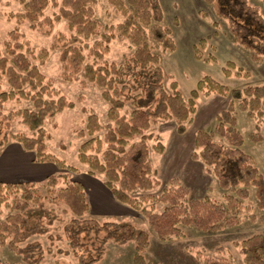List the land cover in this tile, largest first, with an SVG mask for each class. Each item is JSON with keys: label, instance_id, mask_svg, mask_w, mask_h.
I'll return each instance as SVG.
<instances>
[{"label": "trees", "instance_id": "trees-1", "mask_svg": "<svg viewBox=\"0 0 264 264\" xmlns=\"http://www.w3.org/2000/svg\"><path fill=\"white\" fill-rule=\"evenodd\" d=\"M23 4L24 11L17 13L20 20H28L33 27H54L63 18L69 21L72 34L65 39L61 60L66 79L79 76L102 88V95L109 101L106 133L101 138L95 133L104 127L96 113L89 114L87 134L91 137L79 147V159L90 166L89 174H104V184L120 202L136 209H142L149 224L160 239L183 238L184 227L192 226L200 231H220L225 226H234L241 221L245 209V199L250 196V187L255 188L257 206L263 210L258 220L264 222V174L255 165L253 157L245 152V137L238 126L237 111L241 110L256 120V131L248 138L253 142H263L264 135L259 131L264 120V84L246 85L230 88L210 75L201 78L186 98L172 82V91L163 85L164 74L159 57L153 53V39L156 44L173 50L175 41L171 29L163 24V10L159 0H110L113 6L126 16L118 24L120 35L130 39L136 49L130 61L124 66L108 62L105 54L114 38L112 26L101 34V39L89 45L88 40L99 33V22L95 18L96 0H17ZM215 14L228 23L229 32L235 42L252 52L255 60L264 59V15L260 8L249 0H206ZM53 6L58 9L53 15H45V10ZM217 25V24H216ZM18 29L10 32V39L0 47V79L7 77L10 89H2L0 84V115L5 102L11 99H29L34 109L23 108L15 113L36 135L29 137L15 134V139L28 150H35L36 160L55 163L60 169L75 172L76 168L46 152L47 132L43 123L47 117L55 116L66 108H73L74 102L59 94L40 70L38 60L43 64L49 56V49L38 51ZM200 43L205 44L204 40ZM55 46V45H54ZM88 49V52H84ZM93 57V62L88 58ZM126 69V70H125ZM225 72L230 75L229 70ZM126 75V76H125ZM134 79V86L129 80ZM217 93L231 97L227 108L216 115L214 130L200 129L196 133L195 146L208 171L215 175L220 187L225 190L223 201L209 196L193 197L189 187L179 178L173 177L160 195L142 193L158 187L160 179L150 160L147 133L152 122L158 118L174 119L177 131L183 134L187 122L192 120L197 110L196 100L201 94ZM127 102L131 108L127 110ZM3 117L9 121L11 114ZM85 136L84 131H80ZM218 136V140H216ZM158 151L164 145L157 144ZM102 154V157H100ZM66 174H59L64 177ZM51 175L47 184L52 188L58 185L61 177ZM31 182L5 183L0 181V209L11 206L16 211L0 221V247L7 246L22 256L24 262L41 264L44 259L42 244L39 241L27 242L34 234L47 231L43 218L53 221L50 211L34 196L36 191ZM21 191L19 197L12 196ZM14 200L10 204V198ZM56 197L61 199L73 214L65 231L74 251L84 250L87 244L77 235L90 227L97 232L105 231L106 240L124 244L135 241V264H147L143 255L150 245V234L131 222L105 221L83 218L90 211V203L85 185L76 179L67 181L58 190ZM149 202L151 207H143ZM164 204L161 211H155L157 203ZM237 245L244 253L245 264H264V234L257 233L243 239ZM97 256L79 254L80 264H93L100 260ZM0 264H4L0 261ZM18 264V263H11ZM205 264H233L227 258L208 259Z\"/></svg>", "mask_w": 264, "mask_h": 264}, {"label": "rangeland", "instance_id": "rangeland-1", "mask_svg": "<svg viewBox=\"0 0 264 264\" xmlns=\"http://www.w3.org/2000/svg\"><path fill=\"white\" fill-rule=\"evenodd\" d=\"M159 2L163 10V24L172 31L175 48L167 49L161 44H156L153 39L150 42L153 53L160 59L164 74L163 85L167 91H172L171 84L176 81L184 96L189 98L190 91L205 75H210L230 88L264 84V59H253L251 51L234 41L228 23L215 14L212 5L206 0H159ZM249 2L258 6L264 15V0H249ZM94 8L95 18L99 22V33L88 40L89 45L101 39V34L107 30V26H112L111 30L115 36L109 43V51L105 54V59L114 62L117 66L126 65L136 49V45L130 39L120 35L117 27L125 21L126 16L118 11L110 0H96ZM23 11V4L17 0H0V47L3 49L4 42L10 39V32L18 29L23 35L22 39L28 40L36 51L42 48L49 49V56L43 64L38 60L35 62L44 73L46 82H49L67 100L74 102V107L66 108L55 116L45 119L43 128L47 132L46 152L75 167L76 171L60 169L55 164L57 172L54 175L66 174L64 177L59 176L61 178L55 188L47 184L48 178L33 182L36 191L34 196H40L39 200L44 202V207L50 211L53 221L49 223L48 218L44 217L43 223L47 226V231L32 235L22 245L39 241L44 252L41 264H80L79 254L97 256L100 251L102 252L100 260L93 264H135L134 240L124 244L106 240L105 231L97 232L88 226L77 235L81 242L87 244V248L74 251L70 247V238L65 226L70 222L73 214L68 206L56 197V193L66 185L68 179L86 182L96 177L104 183L103 173L96 172L94 176L89 174L90 166L79 159V147L91 137L87 134L86 127L91 113L98 115L104 127L95 135L104 138L105 126L110 122L108 116L110 104L102 95V88L88 79L82 76L66 79L67 69L61 60V53L64 38L68 39L73 32L69 21L63 18L51 29L33 27L30 21L20 20L17 16V13ZM56 11L57 8L49 6L45 10V15H53ZM201 39L205 44L200 43ZM84 52L87 53L88 49ZM93 60L92 56L88 58L89 62ZM225 70H229L230 75ZM129 82L131 86L136 85L133 78ZM0 84L2 89H10L7 77L0 79ZM230 100L229 95L201 94L196 100L197 110L192 120L187 122V130L183 134L177 131V122L174 119L158 118L152 122L151 128L147 131L151 134L147 142L150 148V160L161 184L136 195L142 193L160 195L169 180L176 177L190 188L193 197L209 196L223 201L226 191L220 187L215 175L208 171L203 160L194 158L193 153L199 151L195 146L197 131L214 130L216 115L228 107ZM23 108L34 109V104L24 98L5 102L2 114L4 116L11 114V117L7 122L3 115H0V152L4 144L17 141L15 134L29 137L36 135L35 131L23 122L22 117L15 113ZM130 108V102H127V110ZM237 117L238 126L245 137L243 149L253 157L255 165L264 174V143L253 142L248 138L251 132L256 131V120L241 110L237 111ZM81 130L85 132V136L81 135ZM259 131L264 135V120L260 123ZM215 139L218 140V136ZM159 142L164 145L162 152L157 149ZM32 154L36 159L35 150H32ZM85 188L89 202L91 191L100 198L96 186L86 184ZM21 194L22 192L19 191L12 196L19 197ZM13 200L14 198L11 197L10 204ZM244 202L245 209L241 221L234 226H225L220 231H200L188 226L183 228L185 231L183 238L173 237L166 240L160 239L151 228L149 219L141 208L136 209L124 203L118 212H115L116 208L114 212H98L91 201V210L83 218H94L100 223L127 221L148 231L150 245L143 252L147 264H205L208 259L216 258H227L233 264H245L244 253L237 243L253 234H264V222L258 220L263 210L257 206L254 187H250V196ZM151 205L149 202H144L143 207L149 208ZM163 206L164 204L159 202L154 209L161 211ZM15 211L11 206H3L0 209V221ZM0 261L4 264H30L24 262L21 255L11 251L7 246L0 247Z\"/></svg>", "mask_w": 264, "mask_h": 264}, {"label": "crops", "instance_id": "crops-1", "mask_svg": "<svg viewBox=\"0 0 264 264\" xmlns=\"http://www.w3.org/2000/svg\"><path fill=\"white\" fill-rule=\"evenodd\" d=\"M57 172L55 163L38 161L31 150L25 149L20 142L11 141L3 145L0 152V181L14 182H39ZM92 177V176H91ZM82 181L84 185L96 186L100 192V198L95 192H90V202L97 207L98 212H118L122 208V202L118 201L112 192L96 177ZM118 201V202H117ZM92 205L90 204V210Z\"/></svg>", "mask_w": 264, "mask_h": 264}]
</instances>
